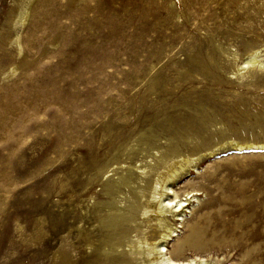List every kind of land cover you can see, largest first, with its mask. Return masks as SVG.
I'll list each match as a JSON object with an SVG mask.
<instances>
[{"label":"rangeland","instance_id":"obj_1","mask_svg":"<svg viewBox=\"0 0 264 264\" xmlns=\"http://www.w3.org/2000/svg\"><path fill=\"white\" fill-rule=\"evenodd\" d=\"M253 52L263 66L239 72ZM232 143L264 144V0H0V264L120 256L101 249L99 219L126 207L105 182L148 173L158 195L186 158L167 256L264 264V147ZM98 163L114 170L72 188ZM154 219L131 264H163Z\"/></svg>","mask_w":264,"mask_h":264},{"label":"bare ground","instance_id":"obj_2","mask_svg":"<svg viewBox=\"0 0 264 264\" xmlns=\"http://www.w3.org/2000/svg\"><path fill=\"white\" fill-rule=\"evenodd\" d=\"M244 63L245 65L243 67L238 66L239 72H242L244 69H247L250 66L251 68L254 66H259L260 64L261 66H263V61H261L257 53L254 52L250 54L249 57L244 59ZM251 70L252 71L249 72H254L253 69ZM232 144L235 147H237L238 150H243L246 147L248 148L257 147L258 145L264 147V144H258V143H232ZM175 151H176L175 149H172L171 153H174ZM213 152L214 151H210L208 153H213ZM156 157L158 158L154 165L148 166L147 164L146 166L149 167V171L155 170L158 171L159 173L160 172L159 170L164 168V166L170 160L168 161V158H166L165 155L163 156L156 155ZM184 159L185 158H183V160ZM112 161L114 165L115 163H120L123 160L121 158V155H117L114 158V160L112 159ZM185 162L186 164H181L180 168L173 169L174 171H172L173 173L171 172L172 173L171 175L168 176L164 175L165 177L163 176L165 179L162 181V184L166 183V186L164 187V191L158 195H154L150 193L152 187L151 185L152 176H150V174L148 173L144 177L139 178L140 179L139 181H137V178L132 181L131 179L132 174L126 173V174H121L118 178H113L105 182L104 191L109 194L108 197L111 196L112 198H116L117 195L123 193L124 196H122L121 199L122 200L125 199L126 202L125 203L126 207L120 208L121 211L109 213L99 219V224L103 228L101 229L107 232V235H105L106 238L102 239L104 240L103 241L104 243L102 244L101 249L104 251L111 250L112 252L114 249L116 251L118 250L123 251V253L120 256L112 257V258L109 256V252H105L107 259V261L105 260L106 261L105 264H131L129 253H134V254L141 253V248L143 247L142 240H144L149 233L148 230L149 225L147 224V222L150 221L151 216L155 217V219L160 223V226L163 227L165 232L164 231L162 232L161 238L158 239L156 242L149 244L145 243L147 244L146 245L147 249L158 253L159 254L158 258L161 260L163 264H180L172 260L169 256H167L166 242L175 235L174 234L175 230L173 228L177 226L174 225L173 227L168 226V222L170 220L166 216L167 214L165 213L178 212L176 214H173V216L176 217V220H179L180 219L179 215H181V212L183 211V206H185L186 204L184 203V201H179L175 204H172L171 199H168V197H163V196H169L168 194L172 193V191H170L171 187H168L169 181H172L177 176L181 175L183 172L189 171L191 168L195 167V164H193V160L191 159L187 160L186 158ZM156 164L159 165V168H156L157 167ZM110 165L112 164L110 163L108 165V163H101V164L98 163L95 164L94 167L91 166L89 167L86 164H83L82 175L77 176L75 174L73 176V180L71 182L72 188H75L76 185L80 184L82 186L83 191H85L87 184L90 181H92V179H95L101 173H104V175H108L110 171L114 170L112 168H109ZM142 172L139 174L140 176ZM85 175H88L89 177L86 178ZM150 197H152V199H155L156 202L153 203L152 200L149 199ZM116 209H119L118 205L116 206ZM84 216H86V214H84ZM71 217L74 218L72 224L75 225L77 222L75 214L73 213ZM79 233L83 234L81 231H79ZM134 236H137V238H134ZM86 244H89V242H87ZM125 248H127L128 250H126ZM66 253H67V249L63 248L62 250L63 259L67 258L68 253L67 254Z\"/></svg>","mask_w":264,"mask_h":264}]
</instances>
